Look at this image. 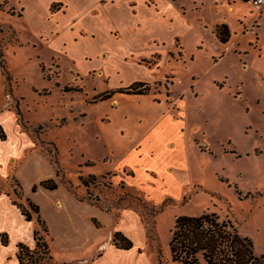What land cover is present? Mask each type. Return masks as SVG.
<instances>
[{
  "label": "rangeland",
  "instance_id": "1",
  "mask_svg": "<svg viewBox=\"0 0 264 264\" xmlns=\"http://www.w3.org/2000/svg\"><path fill=\"white\" fill-rule=\"evenodd\" d=\"M249 1L0 0L5 108L22 120L20 108L76 195L117 215L135 209L151 229L146 252L158 262L162 251L161 264H183L170 249L177 217L204 212L231 220L264 254V6ZM57 2L64 8L51 10ZM138 82L149 90L127 92ZM48 217L51 253L24 243V264L88 255L68 251ZM16 252L12 238L0 264H19Z\"/></svg>",
  "mask_w": 264,
  "mask_h": 264
},
{
  "label": "crops",
  "instance_id": "2",
  "mask_svg": "<svg viewBox=\"0 0 264 264\" xmlns=\"http://www.w3.org/2000/svg\"><path fill=\"white\" fill-rule=\"evenodd\" d=\"M18 4L22 8L23 15L25 7H22L21 1ZM54 4H60L61 8H54ZM54 4L51 10L64 8V2ZM228 8L233 10L234 5L229 3ZM163 12L168 13L167 9ZM222 25L230 28L226 23ZM218 41L224 48L227 42L223 43L220 39ZM6 90L5 86L0 84V113L3 115L10 113L14 120H0V126L6 134V139L0 138V247L3 249L7 247L1 241L3 233L7 234L8 240L14 238L17 251L19 243H26L30 246L35 244L36 219L34 216L31 221H28L14 203L11 193L14 190L11 182L14 181L19 187L18 191L21 192L23 201L30 199L39 205L41 218L43 215L48 221V216H53L52 220L57 222L61 228L65 248L68 251L89 252L87 256L73 261L75 264H158L154 256L146 252L150 238L141 215L133 208H122L118 214V221L115 222L117 215L115 211L104 209L80 197V193L76 195L70 190L68 184L73 185V183L71 181L65 183L63 179H59L61 175L58 169L61 167H55L56 158H51L52 155L48 150L36 144L31 129L24 125L20 108L17 107L22 120L17 119L13 109L5 108L8 102ZM25 172L31 176L29 182L26 178L24 179ZM47 179H55L58 187L48 189L41 186L40 183ZM35 185H39L36 191L33 190ZM24 186H26L25 193ZM43 221L46 223L45 220ZM46 226L48 228L47 224ZM104 231H107L106 238H102ZM115 231H121L130 238L133 247L130 249L117 247L113 243ZM48 243L50 247V241ZM16 260L19 263L17 252ZM4 264L8 263L5 261Z\"/></svg>",
  "mask_w": 264,
  "mask_h": 264
},
{
  "label": "trees",
  "instance_id": "3",
  "mask_svg": "<svg viewBox=\"0 0 264 264\" xmlns=\"http://www.w3.org/2000/svg\"><path fill=\"white\" fill-rule=\"evenodd\" d=\"M243 1L247 2L249 0ZM217 33L220 41L223 43L227 42L230 38V30L227 25L220 26ZM0 71L9 82L11 77L7 69L3 49H0ZM142 86H144L143 90L140 89ZM149 87V84L146 82H138L134 87L127 89V92H147ZM0 138L6 139V134L1 126ZM89 177L92 178V181L96 179L94 175H90ZM81 179L86 186L89 185V178L82 177ZM40 185L48 189H56L58 182L55 179H47L42 181ZM68 185L73 186L72 184ZM38 186L35 185L33 190L36 191ZM70 190H72V187H70ZM16 196L18 199H21V192L16 191ZM135 199L141 200L138 196ZM27 201L28 206L19 203L17 198L14 199V203L20 208L28 221L34 218V213L37 215V221L42 225V229L34 230V240L37 247L43 246L44 250H47L46 252L50 254L51 249L47 241L48 228L41 218L40 207L30 199ZM153 211V215H157L160 210L153 208ZM146 228L148 237L150 238L151 229L148 226ZM1 241L3 245H8L7 234H1ZM113 243L122 249L133 247L132 240L121 231L114 232ZM18 249L17 258L19 264H24L23 252L28 247L24 243H19ZM170 249L172 259L183 264H199L201 259L208 264H264V254L258 255L255 252L253 241L248 236L240 233L238 227L231 220H221L219 215L214 212H204L199 216L182 215L177 217L170 241ZM162 260L163 254L159 250L158 264H161Z\"/></svg>",
  "mask_w": 264,
  "mask_h": 264
},
{
  "label": "built area",
  "instance_id": "4",
  "mask_svg": "<svg viewBox=\"0 0 264 264\" xmlns=\"http://www.w3.org/2000/svg\"><path fill=\"white\" fill-rule=\"evenodd\" d=\"M251 3L255 7H262L264 6V0H251ZM229 46L226 47V50H229Z\"/></svg>",
  "mask_w": 264,
  "mask_h": 264
},
{
  "label": "bare ground",
  "instance_id": "5",
  "mask_svg": "<svg viewBox=\"0 0 264 264\" xmlns=\"http://www.w3.org/2000/svg\"><path fill=\"white\" fill-rule=\"evenodd\" d=\"M230 10H232V9L230 8Z\"/></svg>",
  "mask_w": 264,
  "mask_h": 264
}]
</instances>
